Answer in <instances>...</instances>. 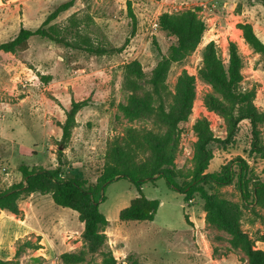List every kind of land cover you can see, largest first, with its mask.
<instances>
[{
	"label": "rangeland",
	"instance_id": "rangeland-1",
	"mask_svg": "<svg viewBox=\"0 0 264 264\" xmlns=\"http://www.w3.org/2000/svg\"><path fill=\"white\" fill-rule=\"evenodd\" d=\"M69 0H0V43L16 37L21 27L35 30L60 4ZM264 0H75L74 5L52 22L72 43L87 40L94 46L119 48L120 53L96 55L34 36L25 50L0 52V192L25 184L22 164L31 169L56 170L59 150L60 174L97 185L104 172L107 154L129 128L163 136L167 126L156 115L132 111L137 100L158 101L144 80L142 89L127 86L125 65L139 61L147 77L157 63L168 56L178 42L175 28L196 26L197 40L186 57L171 65L166 86L170 93L167 107L175 105L183 76L193 80L195 97L188 120L180 124L181 138L172 169L183 185L193 178V157L198 142L196 127L205 124L220 140L228 136L232 111L223 91L203 78L205 50H215L223 67L231 63V48L240 58L238 88L252 96L260 113L258 146L252 148L253 127L242 120L232 137L209 145L213 159L207 173L222 165L245 160L249 165L248 188L264 182V55L245 40L242 24L252 25L264 43ZM136 17L134 22L129 8ZM88 105L76 115L71 140L61 143L66 111L73 101ZM140 162V161H139ZM236 163V162H235ZM235 168H237L235 164ZM206 190L223 198L240 212L241 227L256 239L264 232V207L245 203L236 178L231 184ZM143 194L161 202L152 222H122L120 211L139 196L128 179L109 183L101 212L109 220L108 239L98 252H91L84 238V223L76 211L57 206L51 194L34 193L18 202L22 214L0 209L5 233L0 231V259L15 260L23 242L40 240L42 248H23L18 264H107L112 252L117 264H249L243 250L233 248L231 235L206 221L205 201L199 193L186 201L170 189L164 178L141 187ZM255 206L257 213L252 211ZM28 222L36 231L15 232ZM14 233V234H13ZM256 246L264 250V243Z\"/></svg>",
	"mask_w": 264,
	"mask_h": 264
},
{
	"label": "trees",
	"instance_id": "trees-1",
	"mask_svg": "<svg viewBox=\"0 0 264 264\" xmlns=\"http://www.w3.org/2000/svg\"><path fill=\"white\" fill-rule=\"evenodd\" d=\"M75 0H69L57 6L44 20L40 27L35 30L21 27L19 33L13 39L0 43V52L16 53L27 49L29 40L38 36L56 43L66 45L75 49L84 50L91 54L107 55L120 53L123 46L119 48H107L105 46H94L87 40L80 43L70 42L66 36L52 24L59 15L69 10ZM264 6V2H263ZM131 18L136 24V17L129 8ZM187 28L182 26L175 28L174 33L178 36V42L171 47L168 56H164L153 69L148 78L139 61H133L125 65L127 86L130 90L142 89L141 83L146 80L150 84L151 94L158 101L154 107L148 100H137L133 103L132 111L142 112L149 115H156L167 126V132L163 136H155L150 131L129 128L125 136L116 140L107 154V162L100 181L95 186L86 187V181L63 176L61 171L63 154L59 150V167L50 171L46 169H31L28 165L22 164L20 171L25 184H17L12 188L0 192V209H6L12 214L19 216L22 210L18 202L34 193L42 195L51 194L57 206L70 208L79 215V220L84 223V238L88 242L91 252L98 250L105 245L108 236L106 228L110 222L100 210V204L106 199L105 190L109 183L125 178L138 188L139 196L134 198L130 204L120 211L119 218L122 222H152L155 220L161 202L158 199L147 198L142 192V185L147 182L155 183L157 179L164 178L170 189L184 195L186 201L193 199L199 193L205 201L207 212L206 221L219 229L228 231L231 235L230 243L233 248L244 251L249 259V264H264V250L256 246L258 241L264 243V232L256 239H253L242 230L240 212L227 205L223 198L210 194L205 185L208 183L215 186L231 184L238 179L239 188L243 201L259 208L264 207V182H256L253 189L248 188L249 165L243 159L229 162L221 166V169L214 173H207L213 154L209 145L213 142H225L232 137L238 124L242 120H250L253 127L252 148L259 151L258 146V123L260 113L252 103V96L248 92H242L238 88L240 80V58L234 47L231 48V63L226 70L211 47L205 50V66L201 70L204 79L220 88L227 101L231 104L232 111L228 122V136L220 140L203 123L196 127L198 142L193 157V178L183 185L177 181V176L172 165L175 158L176 147L180 143V124L188 120L195 97L193 80L189 76H183L180 85V93L175 105L167 107L169 91L166 86V77L171 65L183 60L188 51L196 45V26L193 20H189ZM243 35L246 42L259 54L264 55V43L256 35L251 24H242ZM88 105L86 100L73 101L70 109L66 111L64 123L59 124L62 129L61 143L67 144L72 137V131L76 127V115ZM140 161V162H139ZM235 164L237 168H235ZM252 211L257 213L256 207ZM32 244L29 241L17 250L15 260L4 261L0 264H18V258L24 251L23 248L39 250L42 248L39 243ZM107 264H117L112 252H107Z\"/></svg>",
	"mask_w": 264,
	"mask_h": 264
},
{
	"label": "crops",
	"instance_id": "crops-1",
	"mask_svg": "<svg viewBox=\"0 0 264 264\" xmlns=\"http://www.w3.org/2000/svg\"><path fill=\"white\" fill-rule=\"evenodd\" d=\"M20 222L24 223V225L22 224H19L17 225V228L15 229L16 231L15 232H21V231H24L25 233L24 234H27V233H30L31 232H34L36 231V227L32 226L29 222H28V216H26V218L24 220L22 219H19ZM5 221L4 220H0V231L2 233H5ZM14 234V233H13Z\"/></svg>",
	"mask_w": 264,
	"mask_h": 264
}]
</instances>
